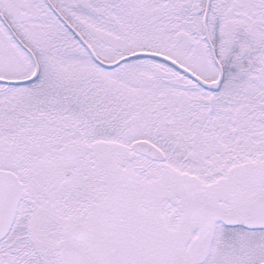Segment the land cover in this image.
Segmentation results:
<instances>
[{"label":"snow or ice","instance_id":"snow-or-ice-1","mask_svg":"<svg viewBox=\"0 0 264 264\" xmlns=\"http://www.w3.org/2000/svg\"><path fill=\"white\" fill-rule=\"evenodd\" d=\"M0 264H264V0H0Z\"/></svg>","mask_w":264,"mask_h":264}]
</instances>
